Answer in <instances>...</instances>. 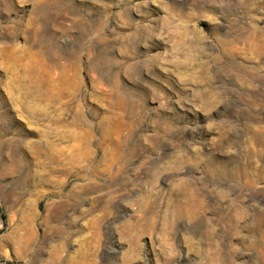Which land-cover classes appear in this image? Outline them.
Wrapping results in <instances>:
<instances>
[{
	"label": "rangeland",
	"instance_id": "obj_1",
	"mask_svg": "<svg viewBox=\"0 0 264 264\" xmlns=\"http://www.w3.org/2000/svg\"><path fill=\"white\" fill-rule=\"evenodd\" d=\"M0 264H264V0H0Z\"/></svg>",
	"mask_w": 264,
	"mask_h": 264
}]
</instances>
